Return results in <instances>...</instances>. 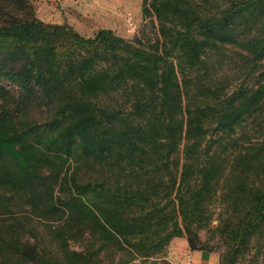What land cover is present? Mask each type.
<instances>
[{
  "label": "trees",
  "instance_id": "trees-1",
  "mask_svg": "<svg viewBox=\"0 0 264 264\" xmlns=\"http://www.w3.org/2000/svg\"><path fill=\"white\" fill-rule=\"evenodd\" d=\"M13 1L26 15L32 14L27 0ZM248 1L254 0H232L221 14L205 18L189 0L181 4L171 0L159 6L153 4L159 19L165 10L179 18L180 26L167 36L168 26L160 20L157 34L161 37L157 36L155 43L145 48L136 45L137 39L127 40L108 28L84 37L66 22L44 24L36 18H5L0 23V36L13 38V46L26 43L32 46L25 53L15 48L0 52V55L15 53V58L20 59L19 66L6 71L7 78L20 85L24 97L37 93L47 100H57L54 104L57 115L50 119L51 129H59V124L54 123L61 116L77 117L82 113L86 116L59 130L50 141V135L55 133L51 130L31 129L21 133V140L26 139L28 146H32L29 140L34 139L43 147L34 145L38 158L48 161L41 176L32 166L18 167V162L14 165L9 161V150L15 151L12 143L18 132L11 124L7 125L10 121L7 110H0V205H3L0 214L13 212L11 204L3 203L7 193L14 195L9 184L20 186L26 179L30 187L43 181L49 198L39 216L62 224L61 230H54L55 234L66 233L65 238L73 237L81 242L83 232L91 228L84 248L65 250L69 264H96L99 251L118 247L127 235L141 231L145 221H140V225L137 221L142 215L132 218L133 223L124 224L125 209L133 206L141 208V213L146 214L145 220L158 214L162 227L156 236L163 246L183 230L189 231V219L182 223L180 217L186 220L197 211L196 199L203 204L206 188L217 182L220 175L216 160L205 151V139L212 128L224 133V124L220 123L225 115L224 109H218L211 114L213 118L208 116L207 108L215 110V101L213 108L208 102L202 107L191 104L196 103L197 97L206 96L204 90L214 92L215 100L221 95L218 78L200 86L202 80L195 73L196 62L202 61L211 49L209 38L231 25L228 24L234 13L231 9L237 8L234 10L239 13ZM255 1L264 8V0ZM62 46L65 48L60 50ZM67 78L74 85L71 91L79 98L71 99L69 88L63 86ZM108 90L114 91V103L101 98ZM248 91L252 93L242 92L240 100L247 108L250 102L256 101L253 96H260L250 88ZM60 93L67 97H58ZM219 103L222 105L221 100ZM93 108L98 110L99 132H95L98 135L95 142L89 140L92 126L97 124L91 115ZM130 115L143 116L140 122H132ZM114 119L128 121L116 131ZM211 122L216 126L211 127ZM51 145H55L53 152H50ZM63 152H70L82 162L78 170L70 172V179L67 172H62L64 160L59 155ZM262 163L259 159H247L243 172L234 177L240 190L245 189L249 206L245 217L250 216L251 222L257 221L246 227L248 234L259 226L264 216V168L255 177L248 174L249 168ZM192 186L198 189L189 190ZM79 189L94 190L107 207L86 205L80 195L74 194ZM226 238L229 240L230 236ZM188 242L190 247L202 249L195 248L190 238ZM233 261L232 255L224 254L220 258V264Z\"/></svg>",
  "mask_w": 264,
  "mask_h": 264
},
{
  "label": "rangeland",
  "instance_id": "rangeland-1",
  "mask_svg": "<svg viewBox=\"0 0 264 264\" xmlns=\"http://www.w3.org/2000/svg\"><path fill=\"white\" fill-rule=\"evenodd\" d=\"M104 1L112 4L106 14L111 30L127 40L137 39L136 45L139 47L145 48L147 45L154 44L156 37H161L157 34L160 20L168 26L167 36L180 26L179 18L167 14L165 10L160 19L158 18L153 4L159 6V3L164 4L165 0ZM175 1L180 4L185 2V0H171L172 3ZM101 2L102 0H93L98 16L102 11L99 8ZM189 2L198 14L205 18L221 14L232 0H189ZM254 2L256 1L243 4L241 6L243 9L239 13L234 10L237 8L231 9V12H234L233 17H229L228 24L231 23V25L222 28L221 33L213 34L209 38L207 42L211 49L202 57V61L196 62L195 73L202 80L200 86L207 85L206 83L218 78L217 85L221 88V95L215 100L214 92L204 90L203 93L206 96L201 99L197 97L196 103L191 104L194 107H202L204 102H208L213 108V101H215V110L207 108L208 116L213 118L211 114L218 109H224L225 115L220 123L224 124V133H217L216 129L212 128L208 130L205 139L207 141L205 151L216 160L221 170L220 175L217 182L206 188L207 195L203 199V204L199 203L198 198L196 199L194 206L197 211L189 214L186 220L184 216L180 217L182 223L189 219V231L183 230L180 235L173 236L163 246L156 236L159 234V228L162 227L158 214L155 213L151 219L145 220L146 214L141 213L140 207L129 206L130 208L125 209L124 224L133 223L132 218H139L142 215L137 221L139 225L140 221H145L141 224L142 230L127 235L118 247H108L99 251L95 257L96 264H116L117 262L119 264H179L177 259L184 248L187 246L194 249L190 247L188 238L193 241L195 248L217 253L219 264L224 254L232 255V259H235L231 264H264V216L259 226L252 228L254 230L250 234L245 231L246 227L253 226L257 221L251 222L248 220L250 216L245 217L246 208H249L245 189L242 187L243 189L240 190L237 178H234L235 175L243 172V165L247 159H259L263 162L259 166H250L248 174L252 177L258 173L261 174L264 168V8ZM27 3L31 7V15H26L13 0H0V23L5 18L21 17L36 18L44 24H49L52 22H45L37 16L39 11H42L43 15L47 14V18L50 19H54L50 9H53L59 18L69 13L66 9L67 5L57 0H27ZM61 23L64 22L59 24ZM98 29L100 28L93 29L89 26L81 31L74 30L84 37H92ZM165 41L167 43L168 39ZM13 45V38L0 36V52L5 48L11 50L15 48L24 53L32 49L31 43L21 47ZM64 48L65 46H62L60 50ZM28 56H31V53H28ZM15 57V53L0 55V110H7L10 118L7 125L11 124L18 132L15 142L12 143L15 151L9 150L11 152L9 161L11 160L14 165L18 162V167L32 166L41 176H44L43 170L48 161L40 160L37 155V148L43 149L42 145L34 139H28L32 144L28 146L26 139L21 140V133L31 129L36 132L51 130L55 133L50 135L48 139L50 141L59 133V130L72 122L75 123L80 116L86 115L82 113L77 117L61 116L60 121L54 123L59 124V129H51L53 122L50 119L57 115L54 108L57 100L55 98L47 100L37 93L30 97L23 96L20 85L6 76L9 68L19 66L20 59ZM61 59H64V56ZM63 86L66 89L69 88L71 99L79 98L77 93L71 91L74 85L69 78L65 79ZM260 86L262 87L259 88ZM249 88L260 96H253L252 99L256 101L250 102L247 108L240 100L242 92L252 93L248 91ZM58 97L65 98L67 95L60 93ZM101 98L114 103V91L108 90ZM93 100L98 101L99 98H93ZM97 114L98 110L93 108L91 115L95 116L94 120L97 124L92 126V133L89 136L91 142H95L98 138L95 134L99 132ZM142 116L130 115L128 118L132 119V122H140ZM124 121L128 120H113L112 124H116L114 126L117 127L116 131L118 127L124 125ZM210 126L216 125L211 122ZM23 143L24 149L21 148ZM34 145L37 148H34ZM54 147L55 145H51L50 152L55 150ZM59 156L62 161L64 160L62 172H67V178L70 179V172L78 170L82 162L80 163V158L74 157L70 152H63ZM38 182L30 187H27L26 179L20 186L9 184L13 188L14 195L12 197L7 193L3 203L7 206L11 204L9 207H13V212L0 214V264H69L65 250L67 251V248L80 250L84 248L83 244H88L90 227L83 232L80 242V239L73 237L65 238L66 233L58 231L55 234L54 230H61L62 224L39 216L47 206L49 195L45 183ZM177 187L178 182L175 189ZM190 189L196 191L198 188L192 186ZM74 194L77 197L80 195V199L86 205L92 203L103 208L107 207L102 205L104 201L98 199L96 192L92 189H79ZM2 206L0 205V208ZM227 236H230L229 240ZM16 248H19V251ZM94 249H97L96 245Z\"/></svg>",
  "mask_w": 264,
  "mask_h": 264
},
{
  "label": "crops",
  "instance_id": "crops-1",
  "mask_svg": "<svg viewBox=\"0 0 264 264\" xmlns=\"http://www.w3.org/2000/svg\"><path fill=\"white\" fill-rule=\"evenodd\" d=\"M54 1V0H50ZM60 3L66 4V9L69 11L65 16H60L54 10L50 9L54 19L47 18V14L43 15L42 11L38 12V17L45 22L60 23L66 22L71 25L77 31L84 30L86 27L92 26L93 29L97 28H109L110 21L106 14H108V8L111 7V3L102 0L99 6L102 9L101 13L96 11V5L93 4V0H57ZM50 8H52L50 6ZM92 21V22H91ZM88 25V23H90ZM92 28L90 29V31ZM179 264H219L218 254L204 249H190L186 246L179 257Z\"/></svg>",
  "mask_w": 264,
  "mask_h": 264
}]
</instances>
